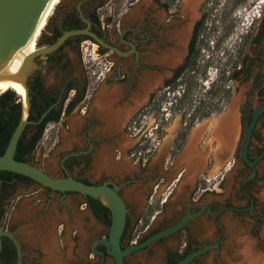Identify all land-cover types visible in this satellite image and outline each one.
Segmentation results:
<instances>
[{
    "label": "flooded vegetation",
    "instance_id": "obj_1",
    "mask_svg": "<svg viewBox=\"0 0 264 264\" xmlns=\"http://www.w3.org/2000/svg\"><path fill=\"white\" fill-rule=\"evenodd\" d=\"M107 1L110 0H56L45 24L44 35L37 37L35 45H49L67 30L85 28L87 21L89 31L116 52L92 44L83 35L69 37L55 51L35 58L25 77L28 107L30 103L32 111L45 107L42 112L47 111L45 117L49 118L59 113L57 122L48 121L46 124L63 125L65 133L74 138L70 141V149L56 161L60 173L57 176L66 173L89 185L103 182L117 185L116 192L127 209V227L129 208L122 191L128 189L129 192L136 181L139 183L137 187L147 186L143 192L144 210H149L158 199L156 194L161 187L159 195L164 198L160 200L159 209L150 215L151 219L142 228V236L131 245L139 244L190 214L181 228L124 256V264L130 255L143 252L151 244L165 239L169 241V248L164 252L163 264L180 261L196 251L199 244H204L196 235L201 225L210 229V240L206 245L210 246L212 254L206 259L209 251L206 250L192 257L188 264L223 263L232 246L240 247L245 242L251 244L254 253L258 252L261 240L254 234L264 224V197L260 199L256 195L264 187V142L256 127L258 124L264 126V111L254 125L247 147V159L253 162L252 166L242 161L236 148L241 136L239 108L247 101L252 104L254 97L261 95L263 87L264 6L261 7L259 1L250 0V8L257 4L259 11L251 14L244 34L231 53L226 47H229L235 24L248 13L244 7L246 0H113L112 14L99 17L98 12ZM94 16L98 17L97 24L93 21ZM86 51L87 56L94 54L95 58L91 56L90 59L96 60V65H86ZM244 83L245 89L238 100L236 144L232 157L222 164L217 181L215 176L204 177L206 172L203 171L187 178L177 172L167 182L180 149L176 150L175 144L167 148L151 168L152 153L142 163L136 160L134 153L140 148L130 143L134 137L132 130L139 125L141 116L151 113L153 120L149 119L143 130L139 128V133L147 136L145 144L153 136V128L155 133L163 131L161 106L166 103L165 96L169 92L177 95L176 105L171 106L169 112L174 107L180 108V129H183L189 121L212 116L218 102L223 100L226 105L231 89ZM254 83H257L255 87ZM198 91L201 95H197ZM70 104L73 105L66 112ZM183 104H191V111L184 112L181 109ZM70 117L75 118V123L63 124ZM101 158L109 168L97 169ZM210 163L208 157L206 169ZM116 166L121 171L120 177L112 176ZM74 169L76 175L72 174ZM95 170L97 178H89L86 173L93 175L91 171ZM106 172L110 177L105 179ZM259 172L261 177L257 176ZM229 174L232 181L224 193V182ZM30 185L37 186L46 195L50 192L59 194L17 179L0 183V220L8 202L19 199L16 191ZM82 205L86 207L84 203ZM171 205L175 208L167 210ZM235 230L240 236L230 238L231 231L235 234ZM18 243L23 263L28 255ZM126 247L124 241L119 244L120 250ZM95 250L98 261L103 263L108 257L104 246L96 244Z\"/></svg>",
    "mask_w": 264,
    "mask_h": 264
},
{
    "label": "rangeland",
    "instance_id": "obj_2",
    "mask_svg": "<svg viewBox=\"0 0 264 264\" xmlns=\"http://www.w3.org/2000/svg\"><path fill=\"white\" fill-rule=\"evenodd\" d=\"M255 1L258 2L259 0ZM111 3H113V0H110L109 2L107 1L100 8L98 12L99 17L112 14L114 7L111 5ZM249 5L250 0H246L244 7L245 12L248 13L244 14L245 16L243 19H240L241 23L239 21L235 24V29L232 31L230 40L228 41L229 47L227 46L226 48H228L231 53L233 52L236 44H238V39L242 34H244L245 28L250 21L251 14L259 11L257 4L254 8H250ZM260 6L262 7L264 5ZM50 16L46 19L45 24L47 23V20L50 18ZM45 24L42 27L38 38L44 35L43 30ZM36 46L37 45H35V47ZM94 49H96V47H93V50ZM87 53L88 51L84 53L85 62L88 61L86 65H96V60L90 59L91 56L92 58H95L94 54L87 56ZM94 53L96 52L94 51ZM244 89L245 83L236 85V87L231 89L224 110L219 111L215 107L212 112V116H207L203 119L199 118L198 120L193 121L192 126L190 127L187 136L183 140L178 153L182 150V147L186 145L187 142H190L193 139L192 134H195V136L199 137L204 135L203 139L204 141L207 140L206 146L208 148H220V144H218V142L215 145L213 144V140H215V135L217 134V132L214 133V130L216 131V127L220 122V118L225 113L228 114L230 109L232 112L233 110L235 112L232 114L233 118L236 120L239 118L237 110L239 105L238 100ZM175 95V92H169L168 95L165 96L167 98L166 102H172L171 106L176 105L175 101L172 100L173 98H176ZM197 95H201L199 91L197 92ZM18 97L17 98L19 101L21 98L20 96ZM262 102H264V81L261 95L254 97L251 107L253 108L255 105ZM164 106L168 108L166 103ZM191 108V104H183L181 107V109H184V112L191 111ZM177 110L179 111L177 112ZM169 113L171 115L170 121L164 127L162 133L158 134V137L160 138V144L158 149H156V151L151 155L149 168H151L152 164H154L156 160L167 151V148L175 144L174 140L176 135L181 130L180 128H182V125L180 124V119H182L180 108L174 107ZM216 122L217 124L215 125ZM73 123H75V118L70 117L66 119L63 124L73 125ZM214 125L215 127L213 129ZM256 131L260 133L261 140L264 142V126L261 127L258 124ZM235 134L236 136L233 137L231 142V148H234V145L236 144L238 134L237 132ZM188 135L191 137L187 138ZM71 139L73 140L74 138L65 133L63 125L60 127L58 124H46L43 129L40 141L37 144V148H35L32 153L29 164L33 165L44 173L47 172L49 176L61 177L57 176L60 173L56 169V161L61 154L64 155L70 149ZM137 140L138 136L132 138L130 143L134 144ZM140 150H144V148H141ZM211 151H213V149H211L210 152ZM231 157L232 154L228 160ZM220 169L221 166L218 170H216V172L208 169L204 177L215 176V181H217L218 176H220ZM172 171H174L173 168ZM76 173L77 172L74 169L72 174L76 175ZM91 173H93V175L86 173L89 175V178H97L98 172H96V170L94 172L91 171ZM107 173L108 172H106L104 175L105 179L110 177ZM112 173L113 177L116 175L120 177L121 175V171L118 167H116ZM257 176L261 177V173L259 172ZM231 181L232 175H226L224 182V193L227 192ZM138 184L139 183L136 181L130 186V193L128 192V189L122 191L126 204L129 208L127 217L129 220L127 236L131 237L129 242H127L126 239L124 240L125 246H130L131 243L142 236V228L144 227V225H142L143 221H149L151 219L150 215H153L154 212L159 209L160 200L164 198V195H159V193L162 191L160 187L156 194L158 199H155V202L151 205L153 207L151 212L148 209L144 210L145 202L143 192L147 186L137 187ZM113 186L118 189L117 185L113 184ZM134 188L138 190L134 191ZM261 188L262 189L259 191L256 197H261L263 199L264 187ZM131 191H133L132 194ZM31 192L33 193L29 196ZM16 194H19V199H13L5 206V215L0 220V229L6 231L8 230V232L14 234L17 237V240L21 243L24 251L27 253V259H25L23 263L20 262V264H100L96 256L97 253L94 252V249L96 244H102L105 248V244L102 241L106 240L107 227L99 223L92 213L84 205H82V196L72 193L57 194L53 192H50L46 195L43 190L38 189V187L34 185H30L27 189L18 190L16 191L15 195ZM171 208L174 209L175 207L171 205L169 208L167 207V210ZM209 231L210 229L208 226L201 225L197 228L196 232V235L199 236L200 241L204 244H199L198 249L194 252L201 251V253H203L204 251L209 250L205 256L206 259H208V257L212 254L210 246L206 245L210 240V238H208ZM233 232L234 231H231L230 238L240 236L238 235L239 232H237V230H235V234ZM254 237L261 240L258 252L254 253L253 249H251L252 255H244L245 246L248 245L251 248V244L249 242L241 244L240 247L234 245L229 249L226 260L220 264H248V261L252 259L251 257L258 259L262 257L257 256H263L264 258V224H262L258 231L254 234ZM98 241H101V243H98ZM168 243L169 241L165 239L157 244H151L147 250L130 255L126 259L127 264H163L164 252L167 250V248H169ZM222 251L223 249H221V253ZM106 255L108 256V254ZM101 264H112L110 257H106L105 261Z\"/></svg>",
    "mask_w": 264,
    "mask_h": 264
},
{
    "label": "water",
    "instance_id": "obj_3",
    "mask_svg": "<svg viewBox=\"0 0 264 264\" xmlns=\"http://www.w3.org/2000/svg\"><path fill=\"white\" fill-rule=\"evenodd\" d=\"M47 1L48 0H0V86L9 81L14 70L16 69L25 42L37 23ZM85 23L87 25L85 28L67 30L63 32L53 43L44 46H36L33 51L26 54L22 58L19 77L16 80L23 87L26 94V100L25 102L20 103L19 121L8 140L2 155H0V171H6L26 177L33 183L54 192L75 193L80 196L90 197L99 201L100 203V197L104 195L108 200V204H101L108 209L109 225L107 227L106 240L102 242L105 244L106 253L112 259L113 264H124L122 261L124 256L132 251L145 247L146 245L169 232H173L181 228L190 214H185V216H183L177 224L165 228L154 235H151L139 244L130 245L120 250L119 242L125 225L126 208L121 197L116 192L117 189L114 186H110L107 183L97 185L85 184L73 179L66 173L61 177L49 176L33 165L16 161L12 157L17 139L19 138L24 126L28 123H39L47 113V111L42 112L34 123L26 121L28 101L25 77L30 71L34 59L50 54L51 52L55 51L67 38L77 35H83L87 37L90 39L91 43L96 46H103L113 52H116V50L108 47L94 33L89 31V23L87 21H85ZM263 111L264 102L253 107L248 124L242 136L240 157L242 161H244L249 166H252L253 164V162H250L247 159V147L250 140V135L259 115ZM3 238H6L14 249V264H20L21 250L18 241L11 232L0 229V249ZM98 243H101V241H98ZM94 252L97 253L95 249ZM200 253L201 251L192 252L174 264H188L192 257H195Z\"/></svg>",
    "mask_w": 264,
    "mask_h": 264
},
{
    "label": "trees",
    "instance_id": "obj_4",
    "mask_svg": "<svg viewBox=\"0 0 264 264\" xmlns=\"http://www.w3.org/2000/svg\"><path fill=\"white\" fill-rule=\"evenodd\" d=\"M93 21L97 24L98 17L94 16ZM255 84L257 83L253 84L254 87ZM254 87H252L251 89V94L254 91ZM17 97L18 96L12 90H7L6 92L0 95V155H2L8 143V140L12 135V132L15 129L20 118V102L18 101L19 97L18 98ZM175 97L177 98V95H175ZM176 98H173L172 100L176 102L175 100ZM72 105L73 104L69 105L66 112L70 111ZM44 108L45 107L42 108L40 107L39 109L37 110L34 109V111H32L33 108L30 103L27 110L26 121L34 123ZM239 112H240L241 136L236 148L237 155L240 152L243 132L248 124L249 117L251 114V104L249 103V101L245 102L243 105L240 106ZM58 118H59V113H57L53 118L45 117L38 125L31 123L26 124L19 138L17 139L16 146L12 156L13 159L23 163H29L32 157V153L35 150V146H37L38 142L40 141L46 123L48 121L57 122ZM192 123H193L192 121H189V123L177 133L174 141L176 145L175 147L176 150L181 147L183 140L187 136V133L190 127L192 126ZM28 129L32 130V132L31 131L27 132ZM27 134L29 135L27 136ZM10 179H17V180L33 183L31 180L27 179L26 177L6 171H0L1 184H5V182L9 181ZM83 197H84L83 203L86 205L87 209L92 213L95 219L105 227H108L109 225L108 209L95 199H92L87 196H83ZM152 209L153 208L149 209L150 212ZM145 223L146 221L144 220L142 225H145ZM130 238L131 237L127 236V223L125 221L124 229L121 234L119 244L122 243L125 239L127 240V242H129ZM14 260H15L14 249L10 244V242H8L5 238H3V240L1 241V249H0V264H14ZM169 264H174V263H169Z\"/></svg>",
    "mask_w": 264,
    "mask_h": 264
},
{
    "label": "crops",
    "instance_id": "obj_5",
    "mask_svg": "<svg viewBox=\"0 0 264 264\" xmlns=\"http://www.w3.org/2000/svg\"><path fill=\"white\" fill-rule=\"evenodd\" d=\"M238 126V119L236 120L234 118V122L232 124V132L230 135V143L227 148H222V140H224V144L227 142L226 136L223 133L220 134L219 132L218 134H216V138L215 140H213V144L215 145L218 142V144H220V148H208L206 146L207 140L204 141L203 139L204 135L199 137L195 136V134H192L193 139L190 142H187L186 145L182 147V150L175 156L172 166L174 171H172L171 168L170 174L167 176L166 181L168 182L169 180H171L177 172L181 173L186 178L195 177L197 173L203 171L207 172L208 169H211L213 170V172H216V170H218L220 166H222V164L228 160L234 150V148H231V142L233 137L236 136L235 133L237 132L238 134L239 132ZM220 136L223 139H220ZM189 137L191 136L188 135L187 138ZM211 149H213V151L210 152ZM208 157L211 158V163L206 169L205 161L208 159ZM108 166L109 164L104 160V158H101L98 161L97 169L105 170ZM116 167L119 168V166Z\"/></svg>",
    "mask_w": 264,
    "mask_h": 264
},
{
    "label": "bare ground",
    "instance_id": "obj_6",
    "mask_svg": "<svg viewBox=\"0 0 264 264\" xmlns=\"http://www.w3.org/2000/svg\"><path fill=\"white\" fill-rule=\"evenodd\" d=\"M56 3V0H48L37 23L35 24L33 30L31 31L30 35L28 36L26 42H25V45H24V48H23V51L21 53V56H20V59H19V62H18V65L16 67V69L14 70L12 76L10 77L9 81L6 82L5 84L1 85L0 86V95L4 92H6L7 90H12L13 92H15V94L17 96H20V98L22 99L20 102H25L26 100V94H25V91L23 89V87L21 86V84L19 82H17V78L19 77V72H20V66H21V60L22 58L30 53L31 51H33L35 49V41L42 29V27L44 26L45 22H46V19L49 17L52 9L54 8V5ZM259 4L263 5L264 4V0H259ZM93 47H95L93 45ZM231 113V114H230ZM234 110L232 112V110L230 109L229 110V113L226 114L225 118L223 120H221L219 122V124L217 125L216 127V131L214 130V133L217 132V134L220 132L223 133L225 136H226V143L224 144V140H222V148H227V146L229 145L230 143V135H231V132H232V124L234 122V118H233V115L234 114ZM220 139H223L221 138L220 136ZM100 201L102 204L104 205H107L108 204V200L107 198L102 195L100 197ZM244 255H252V251H251V248L246 245L245 246V250H244ZM252 259H250L248 261V264H264V258H258V259H255L253 257H251Z\"/></svg>",
    "mask_w": 264,
    "mask_h": 264
},
{
    "label": "built area",
    "instance_id": "obj_7",
    "mask_svg": "<svg viewBox=\"0 0 264 264\" xmlns=\"http://www.w3.org/2000/svg\"><path fill=\"white\" fill-rule=\"evenodd\" d=\"M171 104H172V102L169 101V102H166V105L168 106V108H166L164 106V104H162V106H161V108H162L161 112L163 113V115L161 117V119H162V122H161L162 129L161 130H164V127L170 121L171 115L169 113V109H170ZM224 106H225V103L223 102V100H221L220 102H218V105L216 106V108L219 111H221V110H223ZM140 118H141V120L139 119V121H140L139 125L134 130H132V133H133L134 137L138 136V140L134 143L136 148H140V149L144 148V150L137 149V150H135V153H134L136 155V160H140V162L142 163V162H144V160H146L147 155H150L151 153H153L154 148H158V146L160 144V138L158 137V134H160L162 132L155 133V130L153 128L152 132L154 134H153V136L149 137L150 141L147 144H145L147 136H143L141 134V132L139 133V130L140 129L143 130V128L147 125L149 119L153 120L154 117H152V114L150 113L146 116H141Z\"/></svg>",
    "mask_w": 264,
    "mask_h": 264
}]
</instances>
